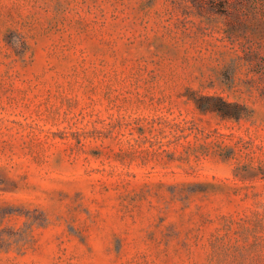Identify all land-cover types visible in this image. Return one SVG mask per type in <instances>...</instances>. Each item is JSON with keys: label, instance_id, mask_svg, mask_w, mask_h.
<instances>
[{"label": "rangeland", "instance_id": "1", "mask_svg": "<svg viewBox=\"0 0 264 264\" xmlns=\"http://www.w3.org/2000/svg\"><path fill=\"white\" fill-rule=\"evenodd\" d=\"M0 264H264V0H0Z\"/></svg>", "mask_w": 264, "mask_h": 264}, {"label": "trees", "instance_id": "2", "mask_svg": "<svg viewBox=\"0 0 264 264\" xmlns=\"http://www.w3.org/2000/svg\"><path fill=\"white\" fill-rule=\"evenodd\" d=\"M221 100V104H223L225 107H239L238 105H231L230 103H226L224 100L222 99H219ZM241 108H244L241 106ZM219 110V109H217ZM221 112V111H220ZM220 115L223 117V118H234L236 120H238L239 118L242 117V114L241 113H220Z\"/></svg>", "mask_w": 264, "mask_h": 264}]
</instances>
